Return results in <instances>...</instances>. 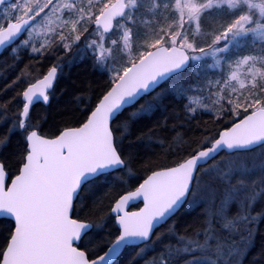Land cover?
Masks as SVG:
<instances>
[{
	"label": "snow or ice",
	"instance_id": "6c2138e0",
	"mask_svg": "<svg viewBox=\"0 0 264 264\" xmlns=\"http://www.w3.org/2000/svg\"><path fill=\"white\" fill-rule=\"evenodd\" d=\"M132 4L0 0V73L18 68L0 88V264H264V158L232 155L264 148V0H165L139 60L170 59L130 79L136 58L109 53ZM77 59L107 75L49 125L35 101L51 108Z\"/></svg>",
	"mask_w": 264,
	"mask_h": 264
},
{
	"label": "trees",
	"instance_id": "16d2710c",
	"mask_svg": "<svg viewBox=\"0 0 264 264\" xmlns=\"http://www.w3.org/2000/svg\"><path fill=\"white\" fill-rule=\"evenodd\" d=\"M164 3H165V0H139L140 7L136 8V12H137L136 14L138 15V20H137V23L133 26V30H132L133 35L130 38L132 41L133 48L137 50L136 53L139 54V51L143 50L142 48L144 44L143 37L145 35L149 36L150 33L152 32V28L149 25L147 26V24L145 23L146 21L144 19V16L149 18L150 20L154 19L153 15L157 19L165 17L162 14ZM25 70L27 72L31 71V69H25ZM17 71H18V68H10L7 70V76H4L3 73H0V88H3L4 85L10 79H12L13 76L16 75ZM106 75L107 73H104L103 76H101L98 72L93 71L88 65L80 63L78 59L75 60L74 63L67 64L65 71L59 77L58 87H57V91H59L60 89H64V91L60 94L58 98L54 100L51 108L45 109L42 105V102H37L36 111L40 112L42 115L46 114L48 116L49 125H53L65 119L67 106H69L72 103L71 97L76 92L82 89L84 81L86 79H93V80L102 79ZM184 75L185 73L182 72L180 74L173 76L172 79L179 82L181 79H183ZM11 93H12V89H9L5 93V96L11 95ZM133 107H135V105ZM200 110L203 111L202 109ZM204 118L207 119V116H205ZM255 150L245 151V152H233L232 155L236 157L240 153L245 154L248 152H254ZM225 154L226 153H222L221 155H225ZM209 164H211V162ZM199 210H200L199 208H196L194 212L179 215L178 226L191 222L194 215L199 213ZM171 219L167 221L165 224L161 225L160 228L162 229L166 227L167 223H169ZM168 238L169 237H165V239H168ZM158 246L159 245L157 244V247ZM134 251H135V247H132L131 251L127 252L125 259L130 257L132 252ZM135 264H139V258L137 259ZM199 264H203V263H199Z\"/></svg>",
	"mask_w": 264,
	"mask_h": 264
},
{
	"label": "rangeland",
	"instance_id": "374dc122",
	"mask_svg": "<svg viewBox=\"0 0 264 264\" xmlns=\"http://www.w3.org/2000/svg\"><path fill=\"white\" fill-rule=\"evenodd\" d=\"M84 3L87 4V0H84ZM227 6L225 5V8ZM241 7H243V4H241ZM136 8L137 6L135 4H132L129 6L128 9H126V12H132L133 14H136ZM165 16V13H162ZM152 15V14H151ZM154 19L150 20L149 18L144 16L145 19V23L147 24V26L149 25L152 28V32L150 33L149 36L152 35L153 30L162 26V25H166L169 21L163 17V18H159L157 19L154 15H153ZM153 22V24H152ZM134 26V25H133ZM133 30V27H132ZM123 31L124 29L120 30V33L118 34L117 37H114V39H118L119 36L123 35ZM198 38H202V37H198ZM251 39V37H244V36H240L237 37L236 40V44H239L240 42H245L246 47H249L247 44V41ZM257 39H259V37H257ZM235 46V45H234ZM137 50H135L133 48L132 45V41L131 39L129 40L128 46H125L124 40L123 39H118V47L116 48L115 52H112L110 50V55H114L116 59L121 60V61H127L129 59L132 58H136L135 60H137L139 58V54L136 53ZM199 99V95L198 94H193L192 95V101L195 102ZM195 106V105H194ZM236 157H247L248 158V162L252 163L253 160L259 161L260 159L264 158V148H258L256 149L254 152H248L245 154H238ZM209 172H211V169H209ZM262 172H264V168H261L259 166H256L255 168H253L250 173H248L249 175H258L261 174ZM199 263H203V262H199ZM141 264H143V261H141Z\"/></svg>",
	"mask_w": 264,
	"mask_h": 264
},
{
	"label": "water",
	"instance_id": "95a60500",
	"mask_svg": "<svg viewBox=\"0 0 264 264\" xmlns=\"http://www.w3.org/2000/svg\"><path fill=\"white\" fill-rule=\"evenodd\" d=\"M168 59H170V57L167 53H164L162 51H154V54L151 58H148V59L144 60L143 62H141L140 60H137L135 62L137 67L135 68V70L133 72V76L130 77V79L135 78L138 75L147 74L148 72L155 71L159 68H162L164 66V64L168 61ZM176 74H179V73H176ZM176 74H174V75H176ZM37 102H41V101L37 100V101H35V104ZM133 106L134 105H132L130 107H133ZM258 125H259V127L264 128V118L259 119ZM252 147H253V149H255L258 146H252ZM248 150H252V149H241V150H237V151H248ZM237 151H235V152H237ZM222 153H225L223 149H221L217 155H221ZM215 158H216L215 156L211 157L209 160H207L206 163L209 164L212 161V159H215ZM202 166H204V165L198 164L197 169H199Z\"/></svg>",
	"mask_w": 264,
	"mask_h": 264
},
{
	"label": "flooded vegetation",
	"instance_id": "af4514ba",
	"mask_svg": "<svg viewBox=\"0 0 264 264\" xmlns=\"http://www.w3.org/2000/svg\"><path fill=\"white\" fill-rule=\"evenodd\" d=\"M131 210H135V209H131ZM165 224V223H164Z\"/></svg>",
	"mask_w": 264,
	"mask_h": 264
},
{
	"label": "bare ground",
	"instance_id": "6f19581e",
	"mask_svg": "<svg viewBox=\"0 0 264 264\" xmlns=\"http://www.w3.org/2000/svg\"><path fill=\"white\" fill-rule=\"evenodd\" d=\"M133 247H135V246H133Z\"/></svg>",
	"mask_w": 264,
	"mask_h": 264
}]
</instances>
